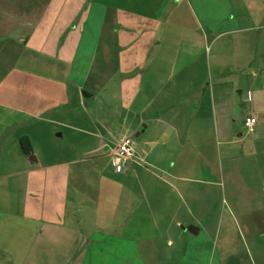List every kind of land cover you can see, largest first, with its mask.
<instances>
[{
    "label": "crops",
    "instance_id": "0c3cea01",
    "mask_svg": "<svg viewBox=\"0 0 264 264\" xmlns=\"http://www.w3.org/2000/svg\"><path fill=\"white\" fill-rule=\"evenodd\" d=\"M172 1L0 0V252L17 240L25 247L29 225L40 224L21 264H102L106 241L93 244L96 234L120 248L136 242L135 264H147L155 257L148 237L178 215L169 195L189 182L171 163L184 143L224 147L230 181L245 173L251 193H264V0L231 23L208 12L206 21L203 11L194 26L169 11ZM178 18L185 23L172 25ZM250 116L258 120L251 135ZM58 126L79 135L73 151L94 145L84 152L97 154L91 165L77 168L90 159L66 151L43 163L36 144L65 136ZM124 137L138 138L135 160L125 174L106 173L103 161ZM80 176L89 195L111 203L67 223L71 209L83 210L70 198ZM11 222L20 235L8 236ZM248 236V258L263 263L264 233Z\"/></svg>",
    "mask_w": 264,
    "mask_h": 264
},
{
    "label": "rangeland",
    "instance_id": "374dc122",
    "mask_svg": "<svg viewBox=\"0 0 264 264\" xmlns=\"http://www.w3.org/2000/svg\"><path fill=\"white\" fill-rule=\"evenodd\" d=\"M172 2L169 11L179 10V13L183 15V20H186L189 26L196 25L198 18H204L203 11L205 17L208 12L216 22L225 24L226 22L231 23L232 17L234 19L238 15H247L250 13V9L258 11L262 7V0H173ZM204 19L208 21L212 20V17ZM180 21V18L173 19L172 25L185 23ZM98 127L101 129L100 126ZM57 128L58 133L60 130H66L67 134L62 138H57L54 135L49 141L36 144L43 163L52 161L53 151L71 152L77 161L83 158L90 159V163L82 164V167H77L79 169L91 165L92 161L96 160L97 154H84L89 147L94 146L90 141L86 140V144L76 146V150L73 151L76 140L73 135L79 136L77 132L61 126ZM132 140L135 145L138 138L133 137ZM103 163L106 166V168L104 166L106 173L116 174L109 165L110 163L107 166V160ZM171 163L175 166V173L183 175L189 182L183 188L185 191H182L180 195L177 194V196L174 193L169 195V200L174 204L173 207L178 211V215L173 218L172 223L169 220L165 226L158 224L157 230L153 233L157 237H148L150 238L149 244L154 245L155 257H146L147 264H264V257L263 263H260L259 260H257L258 263H255L254 259L251 262L248 258L249 250L253 249L248 235L264 233V210H261L263 208L260 207L263 206L259 203H264V193L261 194L260 191L255 194L251 193L249 176H246L245 173L240 172L241 178H237V183L230 181L224 147L220 146L219 152L218 145L212 142L204 146V150L197 144L186 145L184 143L178 155H174ZM72 182L71 201L78 202L77 207H81L83 210L75 214L71 209L67 223L84 220L85 217H88L87 212L92 210V206L96 208L99 203L101 206L111 203L101 202L100 199H95L93 194L89 195L85 189L90 188L91 182L85 181V178L76 177ZM79 188L87 196L80 195ZM95 215L97 214H93L94 217ZM178 220L183 221L185 225H188L187 227L197 228L198 234L183 230L182 226L178 225ZM83 225L79 224L77 227L82 229L88 227ZM29 226L27 245L21 247V242L17 240L20 249L8 248L7 255L3 251L0 252V264L22 263L25 259L23 255L33 246L34 237L41 225L30 224ZM98 228L108 229L107 234L113 233V237L117 231H120L119 226L99 225ZM11 229L8 230V236L20 235L14 222H11ZM94 236L93 244L106 241L103 243V246H106V251L100 256L102 258H99L102 264H135L136 251L139 250L136 248V242H125L124 247L120 248L118 241L116 242L112 235L104 237L96 234ZM89 243L91 244V241ZM254 249V253L257 252L256 246ZM262 252L264 253V248H262ZM149 253L150 251L146 254ZM95 257L97 256L95 255ZM42 259L47 262L51 256H45ZM69 261L71 264L72 261Z\"/></svg>",
    "mask_w": 264,
    "mask_h": 264
},
{
    "label": "built area",
    "instance_id": "2783aa9c",
    "mask_svg": "<svg viewBox=\"0 0 264 264\" xmlns=\"http://www.w3.org/2000/svg\"><path fill=\"white\" fill-rule=\"evenodd\" d=\"M248 101L250 104L254 102V97L251 92L248 94ZM258 120L254 116H250L245 121L247 134L256 132ZM136 149L132 137H124L117 143V149L113 153L110 160V165L116 174H125L129 165L135 160Z\"/></svg>",
    "mask_w": 264,
    "mask_h": 264
},
{
    "label": "trees",
    "instance_id": "16d2710c",
    "mask_svg": "<svg viewBox=\"0 0 264 264\" xmlns=\"http://www.w3.org/2000/svg\"><path fill=\"white\" fill-rule=\"evenodd\" d=\"M20 142H21L20 143L21 149L24 152V154L28 157V159L31 162H35L36 156L34 154L33 147L31 145L30 141L28 140V138H23V139H21Z\"/></svg>",
    "mask_w": 264,
    "mask_h": 264
},
{
    "label": "water",
    "instance_id": "95a60500",
    "mask_svg": "<svg viewBox=\"0 0 264 264\" xmlns=\"http://www.w3.org/2000/svg\"><path fill=\"white\" fill-rule=\"evenodd\" d=\"M183 230H189L191 233H193V234H198V229L197 228H195L194 226H189L188 228H186V227H183Z\"/></svg>",
    "mask_w": 264,
    "mask_h": 264
}]
</instances>
